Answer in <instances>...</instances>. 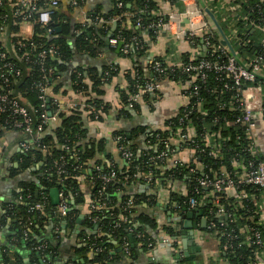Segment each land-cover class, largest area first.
I'll return each instance as SVG.
<instances>
[{
  "label": "trees",
  "instance_id": "16d2710c",
  "mask_svg": "<svg viewBox=\"0 0 264 264\" xmlns=\"http://www.w3.org/2000/svg\"><path fill=\"white\" fill-rule=\"evenodd\" d=\"M167 2L171 4L175 0ZM157 7L158 4L155 0H115V6L110 15H96L102 20L110 19L111 16L114 17L117 24L112 33L107 34L109 25L106 22L102 23L96 29L91 30L95 38L94 40L89 39L88 37L90 36L87 34L85 36L80 35L76 40V47L89 55H94L98 50V45H100L101 37L108 36V38H111L118 36L125 41H129L133 35L137 36L140 40V47H136L129 41L126 53L118 49L120 56L130 57L136 63L133 68L134 73L132 75L130 73L127 74L133 92L151 76L159 77L160 79L167 78L184 82L188 81V84H190L186 89L187 92L191 90L192 85L197 84V94L190 95L188 104L186 105L187 107H193L188 119L195 128L194 136L192 137L193 141H185L180 145L182 148L194 149L197 143L202 147L201 133L204 131H214L219 137H226L221 146L222 155L218 157L212 156L208 152L209 149L203 152H195V155L202 164L201 170L193 169L190 165L183 162H176L174 165L166 168L163 166V161L151 158L161 150L170 152L172 147L168 143V138L173 134L175 127L178 126L177 119L173 116L165 122V129H157L152 133H148L143 127L130 130L129 132L124 129H115L113 136L115 138L116 136L120 137V139H117V146L128 148L132 152V157L126 161L123 159L120 150L117 151L118 156L121 157V162H123L121 166L111 162L112 158L109 154H106L104 158L96 157V153L103 149L102 140H99V144L95 147L93 140L85 139V130L82 127L83 119L81 118L85 114L86 117L95 119L93 114L97 112V118L100 119V112L108 111L107 109L110 107V104L91 94L93 92L96 94L100 92L98 85L100 84L102 75L106 80H109V77L104 76V71L101 74H97V72L91 70L89 75L88 73L84 74V69L77 66L71 72L72 89L74 92H79L86 97L84 101L88 104V108H72L67 112H60L56 121H50L44 125L39 145H32L27 150L19 149L15 159L18 162V166L13 168V172L20 173L27 171L30 176L20 182L19 191L9 198L2 207L0 227H3L5 224L9 225V229L12 231L13 243L18 246H26L31 263L48 264L47 254L53 249V245L50 242V236H41L42 231L52 223L53 225H59L63 218H67V221L70 222L71 213L76 212L74 206L85 202L88 203V213L87 218L83 222L87 228L93 230L85 236V246L92 247L94 250L98 246L99 250H95V260L102 263L106 259V249L102 233L118 236L121 242L126 241L129 246L130 256L137 252L138 243H140L142 250L149 248L148 242H150V245H153L155 241L151 238L147 228L154 225V220L142 214L139 215L140 223H135L133 217L135 216L136 205L147 199L152 203L154 197L151 194H137L136 192L128 191L127 188L131 181L136 178L137 172L150 171L162 179L161 183L166 182L167 179L181 180L184 178V181L188 183L187 191L178 192L173 190L170 192L171 199L174 202L182 203L194 189L195 176L215 172L223 164L227 166L228 170H231L229 162L231 157L237 151L244 152L248 146V139L245 138L243 127L231 125V120L239 113V110L236 108L237 106L234 102V89L222 86L224 78L221 79V75L213 71H206V78L198 80L197 77L189 76L177 69L173 70L168 67L163 56H153L148 63L142 64L140 58L148 54L149 41L145 39V35L148 34L149 40H151L155 38L157 32V27H148L149 23L157 20L158 15L155 13ZM137 17H140L142 25L140 28L135 24ZM52 26L53 31L49 34H43L42 28L38 24H35L33 28L34 39L41 40L45 45H55L57 47L55 56L46 58V64L54 68L51 81L48 84L50 89H52V85L53 89L57 86L54 84L55 68L64 69L66 67L65 62H68L72 55L71 49L65 40L60 37V32L67 33L69 31V21L61 24L63 27L60 32L56 31V24L54 22ZM8 34L9 32L0 36V44L3 43L1 48L9 54L11 59L21 69L19 76L11 77L9 84L10 91L12 94L17 95L20 101L29 108L32 112L33 120L36 122L40 99L33 82L38 79L39 69L36 65L30 69L27 68L22 62V53L25 50H16L11 41L14 37ZM110 49L116 50V45L110 46ZM237 50L238 52L247 54L250 48L245 44L237 47ZM196 52L198 53L197 57H207L210 60L216 58L222 59L220 55L216 57L219 54L217 51L210 54L206 50L201 49L198 43H196ZM188 55V51L181 53V57L184 59L190 58ZM155 60L165 67L163 72L155 73L152 70L151 65ZM107 67H113L110 69V77L117 74L118 70L115 64L106 65L105 68ZM77 72L80 74L77 75ZM87 76L92 81L91 85L86 81ZM127 101L128 99L125 98L123 107L127 105ZM51 102L52 98L46 97L44 110L52 111L53 105ZM132 108H137L136 102L132 104ZM198 108L206 110V113H201ZM4 118L5 115L0 116V135L4 130H9V127L4 123ZM139 132L146 134L144 137V139L146 138V142L145 144L143 142V145L132 143L131 141V136ZM239 136L240 138H238ZM157 138H159V141ZM60 155L65 157L62 164L64 171L62 172H58L57 165L54 163V159ZM243 157L246 158L249 155ZM262 157L264 156L261 155ZM32 166L36 168L30 170ZM111 170L114 171V176L102 188L103 182L99 175L100 173H109ZM84 179L90 180L93 186L89 196L86 198L82 189ZM51 188H56L58 193H60L57 203L51 202L49 194ZM245 189L252 191L253 187H245ZM257 193V200L263 199L260 194L261 192L257 191ZM42 196L45 197L44 209L42 211L36 209L29 210V207L41 200ZM97 198L104 201L105 205L99 210H91L89 205ZM61 200L64 201L68 208L66 215H60L57 211V206ZM128 200H132V203L127 206L126 202ZM227 200L228 202L231 201L230 198ZM180 206L185 205L181 204ZM201 206L207 211L209 208L208 200ZM258 210L255 201L243 200L241 206L232 210L236 215H242V218L237 219V222H230L226 217L222 219L223 226L221 229L238 236L229 240L230 248L223 252L224 258L230 264H238L244 261L246 255L249 253V245L238 243L240 241L238 239L241 238L239 231L242 227L241 224L247 222L255 224L259 216ZM211 219L217 223L219 222V218L214 216ZM28 221H30V224H28ZM260 229L264 235V226H260ZM165 230L169 233L171 232V229L167 227ZM25 231L26 235H24ZM207 231L213 234L215 229L209 228ZM137 233L141 235L137 236ZM221 238L223 241L224 238ZM41 243H45L46 246L38 247ZM7 252L8 248L0 246V264L8 263ZM239 254H241V259L239 258ZM15 264H22L19 258H16Z\"/></svg>",
  "mask_w": 264,
  "mask_h": 264
},
{
  "label": "built area",
  "instance_id": "2783aa9c",
  "mask_svg": "<svg viewBox=\"0 0 264 264\" xmlns=\"http://www.w3.org/2000/svg\"><path fill=\"white\" fill-rule=\"evenodd\" d=\"M59 2L60 0H0V36L9 32L14 37V39L11 38V41L16 50H25L22 53V62L28 69L34 65L39 69L38 79L33 82L40 99L37 110L38 119L34 122L29 108L10 91L11 77L19 76L21 69L1 48L3 43L0 44V116L5 115L4 123L10 130L16 129L23 135L17 142L19 148L23 150H27L32 145H39L44 125L50 121H56L60 112H67L72 108H88V104L84 101L62 102L57 96L49 95L48 84L51 81L54 68L46 64V58L55 56L57 47L45 45L41 40L34 39L33 28L35 24H38L42 28L43 34L51 33L54 22L52 16ZM70 2L73 5H78V0H70ZM168 3L170 4V2ZM155 13L158 15L157 20L149 23L148 27H157L156 34L161 32L168 34L172 40L183 39L193 48V51L188 55L190 58L184 59L181 55L173 54L168 61L164 59L167 66L189 76L197 77L198 80L206 78V71H213L221 75V79L224 78L222 86L234 89V102L239 110V113L231 120V125L243 127L245 138L248 139L246 150L244 152L237 151L231 157L229 161L231 170H228L227 166L223 164L215 172L195 176V186L191 194L182 203L174 202L175 207L195 209L204 205L208 200L209 208L204 215L206 218L205 230L215 229L213 235L217 238L220 250L224 251L230 248L229 240L238 236L221 229L222 219L226 217L230 222H237V219L242 218V215H236L232 210L241 206L243 200L255 201L259 209V216L254 225L249 222L241 224L242 227L239 231L241 238L238 239V241L240 240L238 243L247 244L250 249L245 260L238 264H264V235L260 229V226H264V157L261 158V155L264 156V150L257 141L261 129L264 131V0H175L165 11L157 7ZM101 20L97 16L94 18L96 23H100ZM135 24L138 28L142 27L140 17L136 18ZM145 39H149L148 34L145 35ZM129 41L136 47L141 45L135 35ZM129 41L118 36L109 38L110 44L118 45L123 53L127 52ZM196 43L210 54L217 51L219 54L216 57L220 55L222 59L210 60L207 57H197ZM245 44L250 48L249 52L247 54L238 52L237 47ZM112 68H105L104 76L108 77ZM151 68L155 73L165 70V67L157 60L152 63ZM79 74L77 72V75ZM161 80L159 77L151 76L144 81L130 95L126 106L131 108L132 104L140 97L147 93H155ZM189 84L187 81L183 90L186 102L174 116L178 126L170 135L180 139L181 143L193 141L192 137L195 131L191 121L188 120L193 107L186 105L189 96L197 94L198 85H192L188 93L186 89ZM46 97L52 98V111L44 110ZM199 110L203 114L206 113V110ZM93 115L94 118H97L98 113L95 112ZM7 127L6 129H8ZM200 136H202V147L196 143L192 149L194 153L209 149L208 152L212 156L222 155L221 146L225 136L219 137L214 131H204ZM115 139H120V137L116 136ZM157 140L159 141V138ZM118 148L126 161L132 157V152L128 148L122 146H118ZM168 153L166 150H161L151 158L162 161ZM245 155H249V157L244 158ZM64 160L63 155L54 159L58 172L64 171L62 169ZM99 176L103 182L102 188H104L105 183L114 176V171L100 173ZM136 176H140L146 184L153 185L160 190L163 186L168 192L174 190L172 185L174 180L172 179L161 183L162 179L150 171H138ZM245 187H253V190L247 191ZM186 191L187 189L184 192ZM257 191L261 192L263 199L257 200ZM228 198L231 201L228 202ZM44 203L45 197L42 196L41 200L29 207V210L42 211ZM131 203L132 200H128L126 205ZM181 204L185 206H180ZM104 205V201L97 198L90 203L89 208L99 210ZM57 211L60 215H66L68 208L64 201L61 200ZM212 216L219 218V222L212 220ZM24 235H26V231ZM140 235L137 233V236ZM221 237L224 238L223 241ZM148 243L150 244V242ZM45 246V243L38 245V247ZM122 248L127 254L130 253L126 241L122 242ZM95 250H99L98 246L95 247ZM239 258L241 259V254H239ZM223 264H230V262L224 259Z\"/></svg>",
  "mask_w": 264,
  "mask_h": 264
},
{
  "label": "crops",
  "instance_id": "0c3cea01",
  "mask_svg": "<svg viewBox=\"0 0 264 264\" xmlns=\"http://www.w3.org/2000/svg\"><path fill=\"white\" fill-rule=\"evenodd\" d=\"M158 7L165 11L168 9L167 0H155ZM115 6V0H78V5H73L70 0H60L54 9L53 20L56 27L61 31V24L69 21V31L60 32V37L65 40L71 49L72 55L68 62H65V68H55L56 88L50 89L49 95L57 96L62 102H81L85 96L72 89L71 72L77 66L84 69V74L88 75L91 70L101 74L105 66L115 64L117 74L108 76L109 80L100 79L99 93L91 95L101 98L104 102L110 104L108 111L100 112L101 118L92 119L83 114L82 127L85 130V139L94 141L95 147L102 140L103 149L96 153V157L104 158L106 154L111 156V162L121 166V157L118 156L117 139L113 136L115 129H124L128 132L133 129L143 127L148 133L157 129H165V122L170 117L177 114L180 107L186 102L183 94L187 82L173 79H162L155 93H147L137 101V108L123 107L124 99L129 98L133 93L127 74H133V68L136 63L130 57L120 56L118 54L119 46L116 50L110 49L112 46L108 36L101 37L100 45L96 54L89 55L76 47L77 38L80 35L87 34L89 39L94 40L92 29L100 26L102 23L109 25L107 34H111L117 22L114 17L107 20H101L100 23L94 22L96 15H110ZM123 25V24H122ZM149 41L147 55L140 58L142 64L148 63L153 56H163L168 61L173 54L181 55L183 52H192L193 48L185 40H172L168 34L157 33L154 39ZM165 61V62H166ZM86 81L91 85L92 81L87 76ZM85 102V101H84ZM125 111V113H124ZM146 134L141 132L131 136L132 143L145 144ZM22 134L17 130H4L0 135V217L3 204L11 198L20 189V182L28 178V172L14 173L13 168L18 166L16 154L19 152L18 140ZM169 145L171 150L162 160L166 168L182 161L190 165L193 169L201 170L202 164L192 149L182 148L181 141L175 136H169ZM259 145L264 150V131L261 129L257 139ZM126 164V163H125ZM36 167H30V170ZM163 170V169H162ZM135 180V181H134ZM131 181L128 191L137 194H147L154 197L151 203L147 199L136 205L133 221L140 223L139 215H146L154 220V225L148 227L151 238L155 241L153 245L145 250L141 249L140 243L137 245V252L130 256L122 248L120 237L112 234H103L106 259L101 263L94 259L96 252L92 247L85 246V236L93 230L87 228L83 222L87 218L88 203L76 204V212L71 213L70 222L63 218L59 225H48L42 231L43 236H50V242L53 249L47 254L48 264H223L224 251L220 250L217 238L201 226V218L205 217L203 209L201 215L187 207L177 208L171 199L170 192L163 186L160 190L153 185L146 184L140 176ZM174 191L184 192L188 183L181 180H174ZM85 198L89 196L93 189L92 183L84 179L82 186ZM194 211L191 218L186 217L187 211ZM73 216V219H72ZM72 219V220H71ZM189 220L191 227L185 226V221ZM206 225V222H205ZM171 229L167 232L165 229ZM52 233V234H51ZM12 231L9 225L0 227V246L8 248L7 264H15L16 258H19L22 264H34L29 260L28 249L25 245H15L12 240ZM51 234V235H49ZM132 239V238H131Z\"/></svg>",
  "mask_w": 264,
  "mask_h": 264
},
{
  "label": "water",
  "instance_id": "95a60500",
  "mask_svg": "<svg viewBox=\"0 0 264 264\" xmlns=\"http://www.w3.org/2000/svg\"><path fill=\"white\" fill-rule=\"evenodd\" d=\"M211 16V15H210ZM212 20L214 21V23H216L215 19L211 16ZM218 26V25H217ZM56 31H58L59 29L56 27L55 28ZM224 43H226L225 40H223ZM50 197H51V202L52 203H57L58 202V190L56 188H51L50 191ZM196 211V214L201 215L203 213V209L202 208H195L194 209ZM194 211H187L186 213V217L189 219L191 218V216L193 215ZM205 222H206V218L203 217L201 218V226L204 227L205 226ZM185 226L191 227L192 224L189 222V220L185 221L184 223Z\"/></svg>",
  "mask_w": 264,
  "mask_h": 264
}]
</instances>
